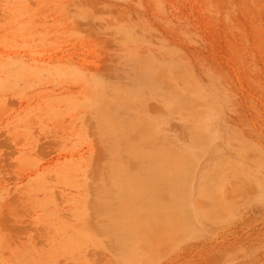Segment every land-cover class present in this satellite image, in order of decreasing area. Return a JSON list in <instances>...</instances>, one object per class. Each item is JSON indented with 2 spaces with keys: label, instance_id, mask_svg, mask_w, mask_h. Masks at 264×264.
I'll list each match as a JSON object with an SVG mask.
<instances>
[{
  "label": "rangeland",
  "instance_id": "obj_1",
  "mask_svg": "<svg viewBox=\"0 0 264 264\" xmlns=\"http://www.w3.org/2000/svg\"><path fill=\"white\" fill-rule=\"evenodd\" d=\"M0 264H264V0H0Z\"/></svg>",
  "mask_w": 264,
  "mask_h": 264
}]
</instances>
